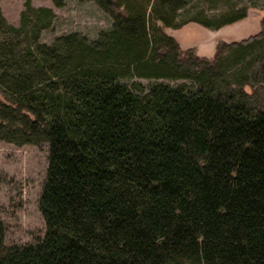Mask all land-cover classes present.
I'll use <instances>...</instances> for the list:
<instances>
[{"label":"trees","instance_id":"1","mask_svg":"<svg viewBox=\"0 0 264 264\" xmlns=\"http://www.w3.org/2000/svg\"><path fill=\"white\" fill-rule=\"evenodd\" d=\"M94 1L111 28L50 43L51 6L26 0L12 23L0 5V139L49 144L46 231L7 245L0 215V264H264V18L210 61L158 21L220 28L246 4Z\"/></svg>","mask_w":264,"mask_h":264},{"label":"rangeland","instance_id":"2","mask_svg":"<svg viewBox=\"0 0 264 264\" xmlns=\"http://www.w3.org/2000/svg\"><path fill=\"white\" fill-rule=\"evenodd\" d=\"M26 0H0L4 15L12 23H18ZM248 6L247 15L220 28H208L198 22L189 21L180 27L161 28L179 42L182 50L194 49L202 58L213 60L218 46L224 42L246 39L262 28L264 0H229ZM36 5L51 6L56 17L51 27L42 33L41 40L50 43L56 36L71 31H80L90 39H96L102 30L112 27L113 17L94 0H65L64 5L56 6L52 0H31ZM222 4V1H220ZM216 12L217 9H208ZM121 81L132 87L145 90L155 81L171 84L193 83L185 78H150L139 75L125 76ZM250 93L251 86H246ZM255 105H264V88L253 96ZM49 144H17L0 139V215L5 224V243L26 244L41 239L46 231L45 219L39 208V198L46 179Z\"/></svg>","mask_w":264,"mask_h":264}]
</instances>
